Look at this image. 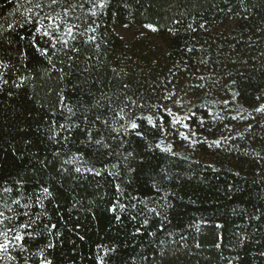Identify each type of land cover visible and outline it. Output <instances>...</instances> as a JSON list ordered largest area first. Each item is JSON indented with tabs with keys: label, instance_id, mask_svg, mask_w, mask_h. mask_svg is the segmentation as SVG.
<instances>
[{
	"label": "trees",
	"instance_id": "1",
	"mask_svg": "<svg viewBox=\"0 0 264 264\" xmlns=\"http://www.w3.org/2000/svg\"><path fill=\"white\" fill-rule=\"evenodd\" d=\"M15 7L0 0V24L23 21ZM92 19L96 41L77 43L75 61L54 58L56 69L19 39L28 26L0 37V60L12 66L0 87V197L41 214L37 230L56 224L51 235L27 241L29 248H44L52 264H97L98 245L115 249L105 264H264V113L254 111L264 104V0H107ZM19 76L26 79L17 88ZM61 95L80 119L84 113L110 122L109 102L137 100L145 105L138 114L152 111L148 105L184 102L195 112L199 139L191 152L182 150V137V147L164 152L155 147L161 134L144 122V139L133 133L124 148L112 145L107 171L118 177L76 173L63 161L78 150L97 170L104 157L75 117L80 128L67 142L50 139V121L58 126L69 115ZM238 113L247 119H233ZM169 121L165 116V127ZM127 152L133 156L125 161L119 153ZM131 196L143 203L132 208ZM117 200L128 207L110 211ZM153 207L159 216L148 211ZM29 264H39L38 257Z\"/></svg>",
	"mask_w": 264,
	"mask_h": 264
},
{
	"label": "snow or ice",
	"instance_id": "2",
	"mask_svg": "<svg viewBox=\"0 0 264 264\" xmlns=\"http://www.w3.org/2000/svg\"><path fill=\"white\" fill-rule=\"evenodd\" d=\"M14 3L16 5L15 11H20L21 8L23 9V21L7 23L6 27L0 24V37H3L7 33H16L18 29L28 26L30 28L29 35L20 36L19 39L28 40V46L46 58L48 65L52 69H56L54 58L60 55L67 56L69 61H75L80 53V49L76 47V44L80 41H83L85 44L96 41L95 33L99 25L92 18L96 17L107 6V0H14ZM175 23H179V21H175ZM145 27L153 31L157 30L152 24H147ZM200 27L203 28L204 25H200ZM85 36H87V40L84 39ZM69 53L71 55H68ZM60 63H63V61H60ZM0 68L5 70L0 71V87H2L9 83L4 77L6 71L11 70L12 66L0 60ZM57 71L63 73L64 70L63 68H59ZM24 79L26 77L19 76L18 81L14 82L15 86L17 88L21 87V81ZM171 95H175V93ZM171 95L165 99H171ZM261 98V96H257V100ZM223 103L226 105L229 102L223 101ZM59 104L61 109H66L69 115L63 117L66 123L59 124L58 126L55 119L50 121V128L53 132L50 139L59 143L58 137H61L67 142L73 129L80 128V123H83L85 125L84 131L87 133V143L89 145L95 144L97 146V154L104 157L101 166L99 170H97L95 164L88 166L89 162L85 160L84 153L79 150L69 159L64 160L63 165H73L76 173L87 172L93 176H102L105 172L109 176H119V172L113 173L107 171L109 168L108 160L115 154L112 145L116 144L119 148H124L126 143L125 138L133 133L135 136L144 139V122L147 123L151 130L158 131L161 134V139L155 144V147L164 152H172L171 145L164 146L169 130H176L177 124H182L183 128L188 129L189 124L182 122L191 120L195 116V112H189L181 116L178 113H174L171 108L165 107L162 104L148 105L147 107L151 108L152 111L147 114L144 111H139L138 114L137 110L145 109V105L139 103L137 100L126 98L117 107H113L111 102L108 103L106 111L112 114L110 122L108 118L102 119L100 115H96L93 119L89 120L88 115L84 113H81L82 119H80V117H77L76 110L68 106L66 98L62 95L59 98ZM173 104H180L183 107L180 101H173ZM254 111L264 113V104L255 108ZM61 115L63 116V112H61ZM165 116L170 118L169 127L164 126ZM74 117L80 120V123H76L73 120ZM232 118L247 119V117L240 116L239 113ZM97 124L103 126V129L107 131V136L104 135L101 128L97 127ZM57 127L61 131H57ZM248 127L251 128L252 126L249 125ZM64 132L68 133V135H63ZM179 135L187 140L190 139V135L192 134L179 132ZM95 136L99 138L94 139ZM195 142L193 141V143ZM213 143L219 144L220 141L217 140ZM101 149L104 151L101 152ZM55 155L59 156L60 153L57 152ZM119 155L126 161L128 157L133 156V153L127 152L126 155L119 153ZM111 167L116 168L117 165L112 164ZM63 170L67 171V168H63ZM127 171L133 172L135 169L129 168ZM115 188L121 196L125 195L120 184H116ZM3 191L8 193L12 189L5 187ZM42 191L47 195H51L47 187H44ZM157 191L159 190L157 189ZM130 199L136 201V203L130 205L132 208H136L137 203H143V201L135 196H131ZM36 204L43 207L42 200L39 196L36 197ZM127 207L128 205L117 200L112 205L110 211L115 212L118 208L125 210ZM148 211L155 213L157 216L160 215L154 207L148 209ZM44 215H47L46 210ZM117 219H120V217H117ZM132 219L135 220L136 216H133ZM40 220L41 214L33 213L30 210L29 204L21 205L19 199L0 197V264H19L18 255L23 257L24 264H29L33 256L38 257L39 264H52V260L45 255L44 248L33 252L27 244V241L35 240L42 233L51 235L52 230L56 228V224L49 223L44 224L43 229L37 230L36 226ZM148 223V219L144 218L143 224L147 225ZM136 231L139 232L140 229L137 228ZM52 247H54V244L51 242L46 245V248L50 249ZM97 247L102 249L103 252L102 255L100 253L97 254V264H105V257L109 252H114L115 249H109L99 245Z\"/></svg>",
	"mask_w": 264,
	"mask_h": 264
},
{
	"label": "rangeland",
	"instance_id": "3",
	"mask_svg": "<svg viewBox=\"0 0 264 264\" xmlns=\"http://www.w3.org/2000/svg\"><path fill=\"white\" fill-rule=\"evenodd\" d=\"M182 104H183V107H181L180 104H177L172 109V111L174 113H178L181 116L189 113L190 111H189L188 105L185 104L184 102H182ZM182 123H188L189 124V128L185 129V128H183L182 124H177L176 125V130H171L170 137L165 140V146L171 145L172 150H175L176 147L181 146L180 143H178V141H176V140H179L181 138V136L179 135V132H185V133H189V134H192V135H190V139H187V140L182 138V141H181V144H183L182 150L185 148L186 151L191 152L196 147V142L199 139L198 136H197L196 131L194 130V126L192 124L193 123V118L191 120L183 121ZM172 138H176V139H172ZM193 141H196V142L193 143Z\"/></svg>",
	"mask_w": 264,
	"mask_h": 264
}]
</instances>
